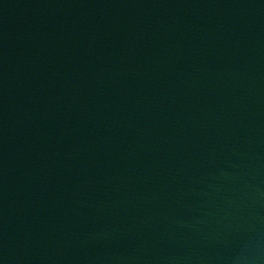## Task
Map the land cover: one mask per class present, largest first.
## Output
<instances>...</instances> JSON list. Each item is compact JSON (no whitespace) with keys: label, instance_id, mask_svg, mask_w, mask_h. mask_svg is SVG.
<instances>
[{"label":"water","instance_id":"95a60500","mask_svg":"<svg viewBox=\"0 0 264 264\" xmlns=\"http://www.w3.org/2000/svg\"><path fill=\"white\" fill-rule=\"evenodd\" d=\"M0 264H264V0H0Z\"/></svg>","mask_w":264,"mask_h":264}]
</instances>
